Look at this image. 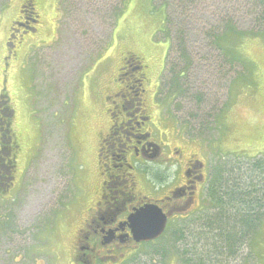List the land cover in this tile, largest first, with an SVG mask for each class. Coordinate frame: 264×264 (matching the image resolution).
Instances as JSON below:
<instances>
[{
    "label": "rangeland",
    "instance_id": "374dc122",
    "mask_svg": "<svg viewBox=\"0 0 264 264\" xmlns=\"http://www.w3.org/2000/svg\"><path fill=\"white\" fill-rule=\"evenodd\" d=\"M161 1L129 0L114 27L121 0H99L96 8L34 0L37 31L19 39L22 46L9 59L11 29L21 19L24 0H0V157L17 172L16 182L0 196V264H72L80 208L89 203L83 190L96 171L98 132L107 122L98 95L104 76L115 74L130 53L151 65L156 86L165 68L171 71L176 63L172 54L166 64L171 42L161 32L166 22ZM211 11H231L239 30L252 34L238 48L245 65L227 66L210 34L193 32L187 41L195 69L184 79L187 93L166 100L160 85L157 99L168 105L158 116L156 137L165 152L195 155L209 168L231 160L264 162V28L255 23L260 15L253 8ZM174 13L177 8L169 7L175 19ZM216 18L209 20L210 28L220 25ZM170 169V179L177 177V167ZM201 202L187 209L175 202L178 215L166 238L133 249L137 254H128L137 255L134 262L151 264L148 253L172 246L176 219H190ZM253 242V255L236 264H264V225ZM172 255L170 247L167 262L178 264Z\"/></svg>",
    "mask_w": 264,
    "mask_h": 264
},
{
    "label": "flooded vegetation",
    "instance_id": "af4514ba",
    "mask_svg": "<svg viewBox=\"0 0 264 264\" xmlns=\"http://www.w3.org/2000/svg\"><path fill=\"white\" fill-rule=\"evenodd\" d=\"M21 8V19L14 22L7 45L9 59L16 56L23 36L37 31V21L28 15V0ZM150 68L129 53L116 73L105 75L99 86L107 122L98 132L96 171L83 190L89 203L79 207L83 222L74 234L72 264H148L134 262L137 253L132 250L155 242H137L129 218L147 205H155L167 215L168 229L178 215L180 205L175 202L187 209L204 199L212 171L209 164L174 148L165 152L161 136L156 137L161 124L158 116L168 102L167 96L158 101L161 83L154 85ZM0 163L1 196L16 182L17 172L2 157ZM172 166L179 171L170 179ZM146 256L151 264L168 263Z\"/></svg>",
    "mask_w": 264,
    "mask_h": 264
},
{
    "label": "trees",
    "instance_id": "16d2710c",
    "mask_svg": "<svg viewBox=\"0 0 264 264\" xmlns=\"http://www.w3.org/2000/svg\"><path fill=\"white\" fill-rule=\"evenodd\" d=\"M69 1V6L73 8L85 5L96 8L99 0ZM128 4L129 0H121L116 6L121 9L115 11L114 27ZM161 4L166 10V22L161 32L171 42L166 64H170L172 54L176 61L171 71L165 68L167 75L161 87L166 91L165 97L174 96V100L186 95L184 79H188L187 74L190 75L195 69L187 41L193 32L210 34V38L218 44V51L227 66L232 68L236 62L245 65L238 48L242 39L252 34L239 30L231 17V11H220L219 15L217 11H211L213 8H253L256 16L260 15L255 23L258 19L264 28V0H162ZM171 6L179 12L178 15L174 13L175 19L168 14ZM28 7L32 21L37 18L34 0H28ZM212 18L218 19L220 25L210 28L209 20ZM258 33L260 31L255 32ZM199 102L202 104V100ZM201 205L190 219H176L172 246L165 245L162 251L152 254V259L167 262L170 247L172 254L178 258V264H236L241 260L246 246L251 250L249 255H253V237L264 225V162L255 159L249 162L231 160L217 163L212 168Z\"/></svg>",
    "mask_w": 264,
    "mask_h": 264
},
{
    "label": "water",
    "instance_id": "95a60500",
    "mask_svg": "<svg viewBox=\"0 0 264 264\" xmlns=\"http://www.w3.org/2000/svg\"><path fill=\"white\" fill-rule=\"evenodd\" d=\"M167 220V216L155 205H147L129 218L137 242L160 238L166 229Z\"/></svg>",
    "mask_w": 264,
    "mask_h": 264
},
{
    "label": "bare ground",
    "instance_id": "6f19581e",
    "mask_svg": "<svg viewBox=\"0 0 264 264\" xmlns=\"http://www.w3.org/2000/svg\"><path fill=\"white\" fill-rule=\"evenodd\" d=\"M188 67V66H187ZM189 68V67H188Z\"/></svg>",
    "mask_w": 264,
    "mask_h": 264
}]
</instances>
